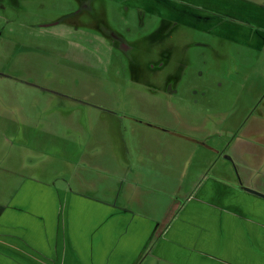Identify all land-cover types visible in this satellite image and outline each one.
I'll use <instances>...</instances> for the list:
<instances>
[{"label":"rangeland","instance_id":"obj_1","mask_svg":"<svg viewBox=\"0 0 264 264\" xmlns=\"http://www.w3.org/2000/svg\"><path fill=\"white\" fill-rule=\"evenodd\" d=\"M167 1L188 25L194 24L195 16L209 17L210 25L227 34L215 20L228 10L250 24L237 23L236 31L264 37V0ZM94 5V23L106 17L107 24L133 45V52L150 55L165 47L160 44L171 43L174 56L188 60L186 73L202 71L201 80L209 86L205 92L180 87L166 102L137 92L140 88L124 78L120 54L105 46L97 27L67 26L78 8L74 0H0V208L26 177L63 176L67 187H75L72 176L82 173L88 183V173L109 181L105 160L114 169L119 157H128L124 150L143 148L146 163L154 160L152 151L168 153L167 161L155 162L159 170L170 165L177 179L182 176L189 183L181 189L178 182L159 189L165 212L166 205L184 200L194 190L191 174L202 169L189 175L190 165L196 169L206 163L199 152L210 148L197 145L195 139L236 155V167L229 160L225 166L234 176L228 179L251 183L264 193V135L233 137L254 125L264 128V47L220 42L183 23L174 29L165 25L152 37L157 25L148 13L141 17L119 1L98 0ZM197 38L210 40L219 51L204 50L200 55V49L189 44ZM159 125L172 133L170 142L166 132L152 127ZM219 161L222 158L218 166ZM204 170L213 174L215 168L209 164ZM121 182L113 181L116 189Z\"/></svg>","mask_w":264,"mask_h":264},{"label":"crops","instance_id":"obj_2","mask_svg":"<svg viewBox=\"0 0 264 264\" xmlns=\"http://www.w3.org/2000/svg\"><path fill=\"white\" fill-rule=\"evenodd\" d=\"M124 151L114 169L105 160L109 181L23 179L0 208V264H264V198L243 189L256 186L228 179L225 163L210 164L215 153L199 152L207 161L190 165L189 175L202 169L191 174L194 190L164 212L159 189L189 183L170 165L159 170L168 153L152 151L146 163L143 148Z\"/></svg>","mask_w":264,"mask_h":264},{"label":"flooded vegetation","instance_id":"obj_3","mask_svg":"<svg viewBox=\"0 0 264 264\" xmlns=\"http://www.w3.org/2000/svg\"><path fill=\"white\" fill-rule=\"evenodd\" d=\"M74 1L77 3L78 8L75 12H72L71 15H69V17H73V19L65 22L67 26L72 29H76L77 27H79V25L97 27L101 38L99 39L105 44V46L110 51H118V53L120 54V60L123 63L121 70L124 72V78L129 85H135L136 87L140 88L136 89L137 92L149 94L152 97L160 98L164 102H166L168 99L170 100L171 98L175 97V95L178 93V88L180 87L190 89L194 92L197 91V87H200L202 88L201 92H205L203 88H205L208 83L202 82V71L197 69V75L192 74L193 70H191L189 73H186L188 60L186 57L181 56L176 58L174 56V49L171 43L160 44V46L165 47H159L156 52L151 53L150 55L133 52V45L127 41L123 34L114 30L111 25L107 24L106 17L105 20H98L97 24L94 23L92 14H94L95 10L94 3L98 2V0ZM111 1H119L124 3L126 5V8L135 9L139 13V15H141V17L143 12H146L148 13V15L153 17V20H155V25H157V27H155L153 31H151L152 37L156 35V32L159 31V28H163L165 25H167V27L169 28L172 27L174 29V26H176L177 23H183L184 26H189L190 28L194 29L195 33L198 32L207 37L208 35L211 37H215L220 42L226 40L234 43H242L255 50H260L264 47V37H262L261 35L255 33L254 35L249 36V32L236 31L235 25H237V23H243L246 25L250 24L248 21L239 19L228 10H222L220 12V15L215 20L218 23L219 27L220 22L223 27L227 28V34H224L222 31H220L219 28H214L212 25L209 24L210 22H208V20L212 19L209 17L203 18L195 16L193 17L194 24H186L185 22L180 20L178 15H175L176 11L172 7L170 1L167 0ZM99 7H101V5H99ZM67 18L68 17H66L65 19ZM140 23L142 24V22ZM49 24L50 23H48V25ZM241 29L244 30L245 27H242ZM140 38L143 37L141 36ZM209 41L206 38H197L189 40V44L192 47H197L198 49H200V55L204 54V50L212 54L218 52L219 47ZM262 100L263 99H261V102ZM142 123L149 126L150 124L152 125L151 122L145 121ZM153 127L157 128L160 131L167 130L166 127H160V125ZM167 131L170 132V130ZM239 132H236L233 137L239 138L245 135L254 136L256 133L258 136L262 137L264 135V128L255 127L254 125L250 129H247V131L244 129ZM193 141L197 145L209 147L210 151H212V153H215L216 156L210 164H215L219 160V158H222L223 162H227L225 164H228V162L230 161L232 165L236 167V155L234 156L232 155V153L228 154L229 156L225 155V153H227V151H225L227 148L223 149V146H220L219 148L214 146H208L206 145V141L204 142L202 139H195ZM245 151H247V149ZM238 182L239 184H242L241 181Z\"/></svg>","mask_w":264,"mask_h":264},{"label":"water","instance_id":"obj_4","mask_svg":"<svg viewBox=\"0 0 264 264\" xmlns=\"http://www.w3.org/2000/svg\"><path fill=\"white\" fill-rule=\"evenodd\" d=\"M241 185V184H240ZM243 187V186H242ZM243 189H245L246 191L250 192V193H253L255 195H258L262 198H264V193H261V192H258L256 190H254L253 188H250V187H243Z\"/></svg>","mask_w":264,"mask_h":264}]
</instances>
